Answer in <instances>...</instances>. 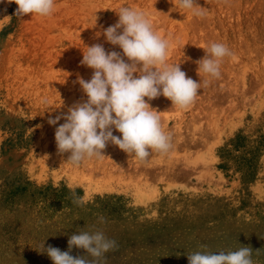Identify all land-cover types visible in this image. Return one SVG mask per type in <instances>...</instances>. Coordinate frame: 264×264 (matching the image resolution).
I'll return each mask as SVG.
<instances>
[{
	"label": "rangeland",
	"instance_id": "rangeland-1",
	"mask_svg": "<svg viewBox=\"0 0 264 264\" xmlns=\"http://www.w3.org/2000/svg\"><path fill=\"white\" fill-rule=\"evenodd\" d=\"M197 3L203 18L178 0H55L48 17H18L0 2V264H53L34 249L67 251L81 230L118 242L106 264H188L202 244L250 246L264 264V0ZM121 7L144 11L170 38L167 63L201 86L186 109L145 97L171 136L166 155L141 163L109 143L72 166L55 142L64 120H48L87 99L78 83L93 74L80 63L87 46L122 52L103 35ZM211 42L233 53L218 79L197 71Z\"/></svg>",
	"mask_w": 264,
	"mask_h": 264
},
{
	"label": "clouds",
	"instance_id": "clouds-1",
	"mask_svg": "<svg viewBox=\"0 0 264 264\" xmlns=\"http://www.w3.org/2000/svg\"><path fill=\"white\" fill-rule=\"evenodd\" d=\"M8 3L18 6L14 13L18 17L29 14L48 17L55 7V0H8ZM178 6L191 11L194 17L203 18L207 14L197 0H178ZM117 14L118 21L104 29L103 35L122 52L106 51L99 43L87 46L80 63L92 69L93 74L88 81L78 78L87 99L73 104L67 113L48 120L50 125L64 120L55 128V142L59 154H69L67 161L72 166L104 156L102 150L109 143L141 163L147 162L154 152L166 155L172 148L171 136L162 127L159 112L145 97L151 101L164 96L172 106L186 109L195 102L201 86L186 76L179 63H167L170 38L154 31L144 11L121 7ZM203 49L205 55L196 62L197 71L220 78L221 64L225 57L233 55L232 51L221 42H211ZM113 130L121 136L113 135ZM99 222L106 223L105 217H99ZM67 244V251H62L51 244L45 246L44 241L34 250L46 254L53 264H106V253L119 247L115 239L100 230L75 232ZM73 248L84 250V254L74 257ZM252 253L250 246L212 252L202 244L200 250L186 255L188 264H253Z\"/></svg>",
	"mask_w": 264,
	"mask_h": 264
},
{
	"label": "bare ground",
	"instance_id": "bare-ground-1",
	"mask_svg": "<svg viewBox=\"0 0 264 264\" xmlns=\"http://www.w3.org/2000/svg\"><path fill=\"white\" fill-rule=\"evenodd\" d=\"M65 10H66V9H65ZM65 10H64V12H66ZM58 13H59V12H58ZM59 15H60V14H59Z\"/></svg>",
	"mask_w": 264,
	"mask_h": 264
}]
</instances>
